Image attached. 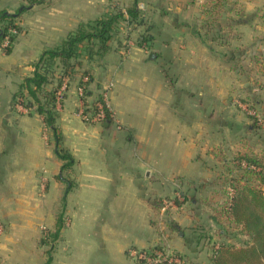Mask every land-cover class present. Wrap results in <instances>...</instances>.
Masks as SVG:
<instances>
[{
	"label": "crops",
	"instance_id": "0c3cea01",
	"mask_svg": "<svg viewBox=\"0 0 264 264\" xmlns=\"http://www.w3.org/2000/svg\"><path fill=\"white\" fill-rule=\"evenodd\" d=\"M135 2L0 0V12H21L11 52L0 44V264H138L132 249L163 240L191 257L196 251L197 239L163 220L164 203L179 188L213 192L224 163L217 149H229L219 134L235 140L252 128L235 99L257 88H242L233 65L264 61V0H138L141 21L121 20L107 53L91 59L82 47L77 68L93 74L88 100L107 92L114 119L84 120L80 74L64 77L56 124L75 158L64 172L37 105L15 98L45 50L82 22ZM145 34L152 39L140 44ZM221 116L224 128H213ZM168 207L171 220L193 231L195 210ZM61 215L59 236L47 239Z\"/></svg>",
	"mask_w": 264,
	"mask_h": 264
},
{
	"label": "trees",
	"instance_id": "16d2710c",
	"mask_svg": "<svg viewBox=\"0 0 264 264\" xmlns=\"http://www.w3.org/2000/svg\"><path fill=\"white\" fill-rule=\"evenodd\" d=\"M29 4L40 3L43 0H27ZM138 0L126 8L117 9L102 17H98L93 20L82 22L80 26L74 32L70 33L59 46L55 48L47 49L43 52L40 59L35 64V71L32 76L26 77L19 90L15 95L18 97V101L24 104L26 107L31 108L33 105H37V110L44 116V122L48 127L53 139H55L58 146L57 153L61 159L64 160L62 165L63 172L69 170L74 162L75 158L73 154L62 148L61 136L59 128L56 124V106L58 102V90L63 84L64 77H70L72 80L77 75L80 76L78 86L84 87V93L81 96L84 102V112L91 115L97 114L99 111L98 104L102 103L104 110V117L100 122L111 123L114 119V113L110 106L104 100L103 92L100 93L94 100L89 101L88 97L91 95L89 85L93 79L91 68H81L83 61L81 57V48L84 47L88 58H95L103 56L111 49L110 42L113 38L115 26L121 21L125 20L128 23H132L133 20L141 21L140 10L137 4ZM20 11L13 14L8 13L5 10L0 12V44L7 39V46L3 47V50L7 53L11 52L13 44L20 33L21 25L18 23ZM152 39L151 36L146 34L143 38L139 39L140 44L148 43ZM154 58H158V53L151 52ZM55 71V79L52 78V74ZM87 76L88 80H84ZM54 80V81H53ZM64 96V95H63ZM62 99L60 100V102ZM218 160L225 163L226 158L222 153L216 154ZM240 160L239 167L242 166V161L250 167L251 174L245 176L247 181L239 184H233V194L230 197V210L231 216L235 221V224H243L252 237V243H244L239 246L229 243H222L213 247L212 254L210 256L211 264H264V191L256 185L249 184L252 180V174L258 175L257 180L264 185V159L256 154H242L237 157ZM64 175L61 176L63 178ZM257 177V176H256ZM240 181V180H239ZM242 182V181H241ZM177 193V192H176ZM173 194L168 197V200H173L178 206L183 203H189L190 200L198 201L196 196H193L189 192L182 188L178 189V193L183 196V201H178L177 194ZM188 200V202H187ZM158 207L162 206L163 200H157ZM183 202V203H182ZM187 204V205H189ZM64 219L59 216L58 228L55 231L46 230V238L51 237L56 239L59 236L61 227L63 226ZM169 225L179 230L180 225L173 219L169 220ZM194 229V231H196ZM46 241V239H45ZM167 241V240H166ZM165 241V242H166ZM168 242V241H167ZM173 255L184 260L183 263L171 261L170 257L163 258L161 261L153 264H195L192 257L188 254H184L176 249H173ZM140 250V249H139ZM145 251L149 256L155 258L157 250H164V240L148 249H141ZM138 264H149L142 258H135ZM50 259L45 264H48Z\"/></svg>",
	"mask_w": 264,
	"mask_h": 264
},
{
	"label": "rangeland",
	"instance_id": "374dc122",
	"mask_svg": "<svg viewBox=\"0 0 264 264\" xmlns=\"http://www.w3.org/2000/svg\"><path fill=\"white\" fill-rule=\"evenodd\" d=\"M252 55H255L254 52ZM260 58V61H256V58L254 59L253 57L251 65H245V67L243 66L245 62L239 64L234 62L233 65L235 67V72H237L236 77H239L238 80L244 81H241V83L239 82L242 88L244 86L245 89H247L246 86L249 85H251L253 90L257 88L256 94L251 92V95L243 97L236 96L235 99L236 107L244 113L248 120L247 124H251L252 128H246L242 131L238 130L235 134H232L235 136L233 137L235 140L229 139L226 134H219V143H225L229 149H217V153H222L226 161L217 168L218 171H215L218 172V174H215V181H212V185L214 186L213 192L209 190L201 193L200 197H196L198 201L193 202L190 200V204L183 203L186 201L183 199V196L182 198L178 197V201H183V204L177 207H184L186 204H189L191 207L187 205L188 210H195L196 213L194 215L198 217L196 219L197 222L193 223L195 224L193 231L187 230V226L180 229L181 232L187 233V238L191 239L193 237L198 241L195 247L196 251L194 250L191 252L195 264H211L210 256L213 247L222 243H229L237 246L244 243H252V237L248 230L243 224H235L231 216L230 197L233 194V184H236L237 180L240 182L239 184L244 181L246 182L247 179L243 177L242 174L248 177L249 174H251L250 170H252L243 168L250 167L245 164L244 161L241 162L243 167H239L238 164L240 160L237 157L248 153L256 154L264 159V79L260 77L261 67L264 65V61L262 55ZM246 64H248L247 61ZM174 72L177 74L176 70H174ZM52 76V78L55 79V71ZM221 118L226 119L223 116L217 120L213 118L214 121L212 123H219V128H224ZM205 119H209V117H205ZM213 128H217L216 124H214ZM250 168L257 169L253 166ZM251 176H253V178L249 181V184L259 185L258 187L264 191V185L257 180L258 175L252 174ZM169 208L170 207L162 213L164 215L163 220H165L166 223L170 220L167 214L170 210ZM188 223L189 222L186 224ZM196 228L197 230L194 231Z\"/></svg>",
	"mask_w": 264,
	"mask_h": 264
},
{
	"label": "built area",
	"instance_id": "2783aa9c",
	"mask_svg": "<svg viewBox=\"0 0 264 264\" xmlns=\"http://www.w3.org/2000/svg\"><path fill=\"white\" fill-rule=\"evenodd\" d=\"M7 44H8V41L6 39L2 43V46L5 47V46H7ZM84 80H88V77L85 76ZM64 89H65V86H61V88L58 90V99H57L58 102L57 103H60V100L62 99V95H63ZM77 90H78L79 94L82 96L83 93H84V87L83 86H78ZM103 95H104V100L109 105L108 99H107V92L103 93ZM98 108H99L98 113L94 114V115H91L90 113L84 112L83 108H80L78 113L86 121H101V119L104 117V110H103L102 103L98 104ZM177 196L182 198V195L180 193H178ZM173 203H174V201H172V200H168V202L164 203L163 211L167 209L166 207L169 204L174 205ZM1 228H2V224L0 223V230H1ZM155 253H156L157 256L155 258H152L145 251H143L141 249L140 250L139 249H132L131 250V255L134 258H142V259L146 260V262L149 263V264H153V263L159 262L163 258H167V257H170L171 261H175V262H178V263H183L184 262V260H182L181 258L173 255L174 253H173V250L171 249V246H170L169 242H164V250H157Z\"/></svg>",
	"mask_w": 264,
	"mask_h": 264
}]
</instances>
